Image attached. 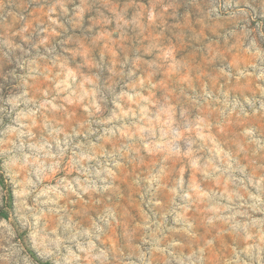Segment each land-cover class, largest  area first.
Returning <instances> with one entry per match:
<instances>
[{
	"label": "clouds",
	"instance_id": "9594fccd",
	"mask_svg": "<svg viewBox=\"0 0 264 264\" xmlns=\"http://www.w3.org/2000/svg\"><path fill=\"white\" fill-rule=\"evenodd\" d=\"M0 264H264V0H0Z\"/></svg>",
	"mask_w": 264,
	"mask_h": 264
}]
</instances>
